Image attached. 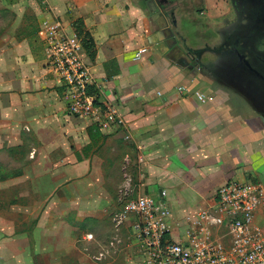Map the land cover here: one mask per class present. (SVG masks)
I'll list each match as a JSON object with an SVG mask.
<instances>
[{"label": "crops", "instance_id": "1", "mask_svg": "<svg viewBox=\"0 0 264 264\" xmlns=\"http://www.w3.org/2000/svg\"><path fill=\"white\" fill-rule=\"evenodd\" d=\"M203 2L202 15H227L225 0ZM27 6L35 23H18ZM177 6V0H49L44 8L39 0H0V13L16 15L13 23L0 22V155L15 172L0 186L25 188L15 203H24L19 214L33 224L1 222L0 264H143L132 218L120 227L112 221L127 183L155 198L164 192L175 228L199 211L189 203L206 207L226 183L264 181V128L250 106L234 87L177 64L201 50L200 43L186 45L192 25L204 34L196 22L177 21L184 51L171 49L172 25L161 7L175 14ZM52 19L69 33L81 21L90 34L94 56L83 57L93 90L117 107L131 141L116 125L99 130L67 113L40 36L41 24ZM226 24L214 25L218 38ZM142 48L146 53L134 61Z\"/></svg>", "mask_w": 264, "mask_h": 264}, {"label": "built area", "instance_id": "2", "mask_svg": "<svg viewBox=\"0 0 264 264\" xmlns=\"http://www.w3.org/2000/svg\"><path fill=\"white\" fill-rule=\"evenodd\" d=\"M49 0H39L44 8ZM41 40L51 69L59 79L70 116L89 119L99 130L120 127L125 141L132 136L117 107L94 92V78L84 61L81 39L65 31L60 20L41 24ZM146 53L134 55L139 61ZM185 93V88H179ZM195 97L206 98L196 92ZM137 162L141 163L137 158ZM144 195L127 183L119 191L122 209L112 221L120 227L132 218V236L143 264H264V181L228 182L221 186L214 201L184 225L171 223V212L164 200ZM177 230L178 240L172 239ZM112 246V244L110 245Z\"/></svg>", "mask_w": 264, "mask_h": 264}, {"label": "flooded vegetation", "instance_id": "3", "mask_svg": "<svg viewBox=\"0 0 264 264\" xmlns=\"http://www.w3.org/2000/svg\"><path fill=\"white\" fill-rule=\"evenodd\" d=\"M225 3L235 18L220 19L221 23H229L230 28L224 31L222 43L194 52L190 62L179 58L177 64L192 72L199 69L201 74L211 77L210 72H215L216 79L234 87L253 107L255 119L264 128V0H225ZM176 50L181 53L184 48L180 45ZM205 54L214 59L202 61Z\"/></svg>", "mask_w": 264, "mask_h": 264}, {"label": "rangeland", "instance_id": "4", "mask_svg": "<svg viewBox=\"0 0 264 264\" xmlns=\"http://www.w3.org/2000/svg\"><path fill=\"white\" fill-rule=\"evenodd\" d=\"M28 3H31L28 1ZM34 4V3H33ZM177 7L178 10L175 11V14H173V12H167L165 13V16L167 18V21L170 19V15L173 14L174 15V20L177 23V21H179L181 23V20L183 19H188L190 21H193L195 23L196 26H201L204 28V31L201 34L200 31H196L194 25H192L191 30H190V34L186 35L187 36V46L190 48H195L196 46H199L200 43V47L198 48V50H202L204 48H215V44H217V39L218 41H221L222 35L220 34L219 38L215 35V33L217 34L216 28H215V24L216 23H221V20H217V19H211L208 16H205V14H201V12H203L204 9V2L203 0H177ZM224 11L227 13V18L229 20H233L234 17V13L232 11V9L230 8V6L228 4H226V6L224 5L223 7ZM185 13H182V12ZM185 14V15H184ZM252 15V13H249ZM183 15V16H182ZM16 15L14 14V12H10L8 9L1 12L0 13V22L2 23H13V20L15 21ZM18 19V23H35L34 19L35 17L33 16L30 7L27 6V10L25 11V13L22 15L21 17V22L19 20V17H17ZM229 23H227L226 25H228ZM233 24V23H232ZM230 30V28H228V26H226V30L228 31ZM197 32V33H196ZM220 33V32H219ZM225 33V32H224ZM223 33V35H224ZM197 36V38H196ZM214 36V37H213ZM198 38H200L199 42L197 41ZM223 38V37H222ZM186 42V41H185ZM222 43V41L218 44V46ZM217 46V47H218ZM210 56L208 54L202 55V61L209 59ZM214 78H217V74L215 72H211L210 73ZM244 104V102H243ZM247 105H249L247 103ZM251 110H254L253 107L251 105H249ZM252 112V111H251ZM13 166V165H12ZM15 174L14 170H11V161L10 158L8 156H1L0 155V181L4 180L5 178H9L11 175ZM25 188H17V187H7V188H2L0 186V225L1 222L4 223V221L8 224H11L12 222L15 224V227H17L18 222H24L23 226L22 223L21 225H19V227H21L22 229H31V227L33 226V224L31 223V221L29 222H25L24 221V217L21 211H23L24 213V208L25 205L20 204L17 205V203H15L16 201H19V197L21 192H24ZM14 199V200H13ZM13 200V201H12ZM170 207L172 208V211H174V203H170L169 204ZM177 206V205H176ZM189 206L192 207L193 210H202L206 207H204L205 205L199 203V204H194V205H190ZM5 219V220H4ZM176 220V219H174ZM179 222H181V220H178ZM181 224V223H179Z\"/></svg>", "mask_w": 264, "mask_h": 264}, {"label": "trees", "instance_id": "5", "mask_svg": "<svg viewBox=\"0 0 264 264\" xmlns=\"http://www.w3.org/2000/svg\"><path fill=\"white\" fill-rule=\"evenodd\" d=\"M73 31L81 39L84 53L89 58H92L94 56L93 41L90 34L84 30V26L81 21L74 22Z\"/></svg>", "mask_w": 264, "mask_h": 264}, {"label": "water", "instance_id": "6", "mask_svg": "<svg viewBox=\"0 0 264 264\" xmlns=\"http://www.w3.org/2000/svg\"><path fill=\"white\" fill-rule=\"evenodd\" d=\"M161 11L163 12V16L166 20V23H168L167 21V18L165 16V13L168 12L167 8L166 7H161ZM171 16V25L172 27H170L168 30H167V33H168V38L171 40V43H172V48H179L180 47V33H179V30L177 29V24L174 20V15H170Z\"/></svg>", "mask_w": 264, "mask_h": 264}]
</instances>
